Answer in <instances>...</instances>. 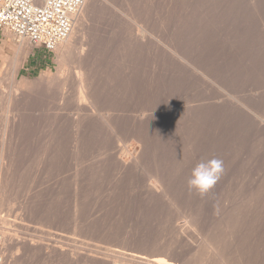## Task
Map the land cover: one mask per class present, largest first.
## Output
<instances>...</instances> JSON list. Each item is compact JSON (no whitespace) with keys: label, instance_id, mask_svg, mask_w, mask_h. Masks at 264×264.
Segmentation results:
<instances>
[{"label":"rangeland","instance_id":"obj_1","mask_svg":"<svg viewBox=\"0 0 264 264\" xmlns=\"http://www.w3.org/2000/svg\"><path fill=\"white\" fill-rule=\"evenodd\" d=\"M254 2L90 0L62 59L0 33V264H264Z\"/></svg>","mask_w":264,"mask_h":264},{"label":"built area","instance_id":"obj_2","mask_svg":"<svg viewBox=\"0 0 264 264\" xmlns=\"http://www.w3.org/2000/svg\"><path fill=\"white\" fill-rule=\"evenodd\" d=\"M86 0H0V33H8L45 54L71 34Z\"/></svg>","mask_w":264,"mask_h":264},{"label":"clouds","instance_id":"obj_3","mask_svg":"<svg viewBox=\"0 0 264 264\" xmlns=\"http://www.w3.org/2000/svg\"><path fill=\"white\" fill-rule=\"evenodd\" d=\"M223 172L224 167L221 159L202 160L192 168L187 180V186L190 191L204 195L216 185Z\"/></svg>","mask_w":264,"mask_h":264},{"label":"bare ground","instance_id":"obj_4","mask_svg":"<svg viewBox=\"0 0 264 264\" xmlns=\"http://www.w3.org/2000/svg\"><path fill=\"white\" fill-rule=\"evenodd\" d=\"M258 0H255V2H254V0H253V2L255 3L254 4V8L256 9L257 7H259V5H258V2H257ZM86 2H90V0H86ZM254 10V9H253ZM256 10H258V8L256 9ZM260 10V9H259ZM81 13V12H80ZM80 13L76 16V19H75V25H74V28H73V30H72V32H71V34L69 35V37L64 41V42H62L61 44H59L56 48H55V54H56V56H57V59H62L65 55H67L68 53H70L71 51H73L74 50V45L72 44V38H73V35H74V30H75V26H77L78 24L80 25L81 24V22H79V17H80ZM257 15H258V11H257ZM260 16V15H259ZM259 21H260V19H258ZM264 24V23H263ZM78 25V26H79ZM264 27V26H263ZM264 29V28H263ZM5 35L8 37V38H14L13 36H11L10 34H8V33H5ZM4 35V36H5ZM17 42V41H16ZM12 47V46H11ZM81 54V53H80ZM79 59V58H78ZM61 61V60H60ZM78 71V70H77ZM85 73V72H84ZM80 74V73H79ZM86 74V73H85ZM75 75H76V77H78V74H76L75 73ZM81 75H83V74H81ZM86 76H87V74H86ZM85 77V76H84ZM80 80V81H79ZM78 81L79 82H77V88H78V96H77V101L78 102H80V103H82V104H85V102L87 101V93L84 91V83H86L87 85H88V83H87V81L89 80V78L87 79V78H81V79H79ZM89 82H90V80H89ZM67 83V82H66ZM63 84V83H62ZM86 85V86H87ZM91 86V85H90ZM89 86V87H90ZM88 89V88H87ZM92 89H90V91H91ZM91 93V92H90ZM91 96V95H90ZM89 97V96H88ZM235 103L236 104H234V106H236V107H239L238 106V104L240 103L239 101H235ZM93 109V108H92ZM79 114V113H78ZM76 116V115H75ZM81 117H83V116H81ZM78 117H76V120H79V119H77ZM102 118V117H101ZM107 118V117H106ZM83 119V118H82ZM103 119V118H102ZM105 122V124L107 125V127H109V123L107 122V120L106 121H104ZM208 150H210V149H208ZM207 152V151H206ZM209 152V151H208ZM211 152V151H210ZM125 154V153H124ZM132 155V154H131ZM123 156V155H122ZM209 159H210V157H209ZM125 163V162H124ZM128 164V163H127ZM14 221V220H13ZM226 224V223H225ZM192 229V228H191ZM47 231V230H46ZM53 233V232H52ZM52 233H50V234H52ZM57 234V233H56ZM59 234V233H58ZM15 236V235H14ZM59 236V235H58ZM47 238V237H46ZM64 238V237H63ZM45 239V238H44ZM43 239V240H44ZM205 240V239H204ZM33 241V240H32ZM48 241H50V240H48ZM49 243V242H48ZM48 246V245H47ZM53 246V245H52ZM55 248V247H54ZM61 250V249H60ZM202 251H203V249H202ZM207 251V250H206ZM208 252V251H207ZM199 255V254H198ZM91 258V257H90ZM93 258H95V257H93ZM200 261V260H199ZM115 263V262H114ZM153 264H160V262H154ZM164 264V263H163Z\"/></svg>","mask_w":264,"mask_h":264}]
</instances>
